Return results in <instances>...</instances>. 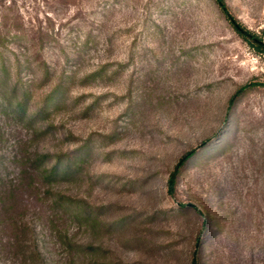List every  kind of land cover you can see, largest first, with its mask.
<instances>
[{"label":"rangeland","instance_id":"obj_1","mask_svg":"<svg viewBox=\"0 0 264 264\" xmlns=\"http://www.w3.org/2000/svg\"><path fill=\"white\" fill-rule=\"evenodd\" d=\"M223 2L0 0V264H264V50L228 20L264 45V0Z\"/></svg>","mask_w":264,"mask_h":264},{"label":"trees","instance_id":"obj_2","mask_svg":"<svg viewBox=\"0 0 264 264\" xmlns=\"http://www.w3.org/2000/svg\"><path fill=\"white\" fill-rule=\"evenodd\" d=\"M217 5L221 8V10L226 13V10L224 7L225 3L223 2V0H214ZM229 22L231 23V25L233 26L234 30L244 39L252 42V44L254 46H256L257 48L263 49L264 50V45L261 42L257 41V37L255 36H251L250 32L243 27L236 19L234 18H228ZM256 38V39H255ZM1 61V68H0V96L4 94L5 89H7L6 87L8 80L11 78V72L10 69L7 66V60L4 58H0ZM21 79H18L17 82L20 83ZM16 89H18V85L14 84L13 86V92H16ZM241 90H243V88H241ZM25 100H26V92L23 91V95L22 98L19 100L18 102V108L21 110H23L25 108ZM233 101H231L230 103H232ZM49 103H51L49 101V99H46L45 101V107L49 105ZM196 154V150H192L190 152H188L187 154H185L184 156H182L179 161L177 162V164L174 167V170L172 171V173L170 174L169 180H168V188H169V192H173L178 179H179V175L181 172V169L184 167V165L190 161L191 159H193V157ZM48 158V155H44L42 156L40 159H42V161H46V159ZM71 168V164H55L54 166H52L50 168V170L46 171L45 173V178L49 181H53L55 178L59 177V176H66L68 175L69 171ZM198 245V244H197ZM198 255L197 253L194 254L193 257V261L192 264H199V260H198ZM37 261L39 264H45L44 258L41 254V252H38L37 255Z\"/></svg>","mask_w":264,"mask_h":264}]
</instances>
